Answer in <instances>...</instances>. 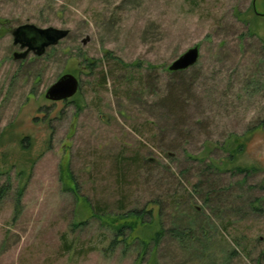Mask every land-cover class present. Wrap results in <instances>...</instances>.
<instances>
[{"label":"rangeland","instance_id":"374dc122","mask_svg":"<svg viewBox=\"0 0 264 264\" xmlns=\"http://www.w3.org/2000/svg\"><path fill=\"white\" fill-rule=\"evenodd\" d=\"M24 25L69 34L24 57ZM1 188L0 264H264V0H0Z\"/></svg>","mask_w":264,"mask_h":264},{"label":"water","instance_id":"95a60500","mask_svg":"<svg viewBox=\"0 0 264 264\" xmlns=\"http://www.w3.org/2000/svg\"><path fill=\"white\" fill-rule=\"evenodd\" d=\"M68 34V30L41 29L34 25L20 26L12 32L14 45H20L22 49H26L22 55L24 57L29 53L38 57L43 56L49 47L57 45ZM199 56L198 47L190 48L169 66V70L171 72L185 71L197 64ZM79 86V80L75 76L66 74L47 89L46 98L51 101L68 100L76 95Z\"/></svg>","mask_w":264,"mask_h":264},{"label":"trees","instance_id":"16d2710c","mask_svg":"<svg viewBox=\"0 0 264 264\" xmlns=\"http://www.w3.org/2000/svg\"><path fill=\"white\" fill-rule=\"evenodd\" d=\"M102 79H101V82H99L97 85H105L106 82H107V78H106V75L102 74ZM230 144V143H228ZM226 148V147H225ZM238 152H242V145H239L238 146ZM234 155L233 154H230L229 156V159L228 161L229 162H232L233 159H234ZM228 168V167H227ZM228 170V169H226ZM234 171H237L239 173H242V174H247L249 171H251V169H249L248 167H240V166H237ZM71 179V177H70ZM74 185V188H72V190L76 191V185L75 183L73 182L72 183ZM8 191V189H3L1 188L0 189V199L6 194V192ZM22 193V190L20 189V194ZM19 194V195H20ZM92 210H93V213L95 216L98 217V219H102V218H108L110 219L112 216H114L113 220L116 222V226H115V238H117L118 240L119 239H123L125 238V231L126 230H133L134 229V226H136L137 222H140V223H143L144 220L146 219V217H150V219L154 220L155 218V210L154 209H133V210H129V211H126L123 215H113V214H110V213H107L103 210H101L100 208H97V207H94L92 206ZM159 216V215H157ZM120 219H124V220H127V219H130L131 221H124L123 223H120ZM120 220V221H119ZM165 233H170L173 237H175L176 239H178L180 242H182L183 244H186V242H191V243H194L196 242V236L193 235L192 231L190 230H181L180 227H172V228H169V229H165V228H161L159 229L158 231L155 232L154 234V241L155 242H158L160 241V239H162L165 235ZM115 241H113L114 243ZM112 245V244H111ZM237 248H234L235 250L232 252V254H235L237 252V249H238V246H236Z\"/></svg>","mask_w":264,"mask_h":264}]
</instances>
